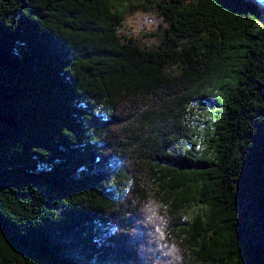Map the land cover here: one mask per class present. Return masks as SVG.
Returning a JSON list of instances; mask_svg holds the SVG:
<instances>
[{"label": "trees", "instance_id": "1", "mask_svg": "<svg viewBox=\"0 0 264 264\" xmlns=\"http://www.w3.org/2000/svg\"><path fill=\"white\" fill-rule=\"evenodd\" d=\"M122 1L0 0V264H264V0Z\"/></svg>", "mask_w": 264, "mask_h": 264}, {"label": "rangeland", "instance_id": "2", "mask_svg": "<svg viewBox=\"0 0 264 264\" xmlns=\"http://www.w3.org/2000/svg\"><path fill=\"white\" fill-rule=\"evenodd\" d=\"M143 0H123L118 8L124 16L122 26L120 28V35L132 37L142 47L152 48L157 45V34L166 24L162 20V16L154 12L142 13L136 12L134 14H127V10L130 9L135 3ZM264 15V8H262ZM195 107V105H193ZM207 108L204 111L195 110L192 115V120L195 124H198L200 128H206V121L209 122L210 118L206 116ZM126 179L122 177H116L113 181V185L116 191L124 190L126 186ZM197 211L196 207L190 209L184 217L185 221H188Z\"/></svg>", "mask_w": 264, "mask_h": 264}]
</instances>
